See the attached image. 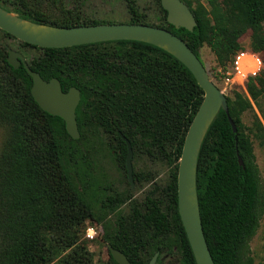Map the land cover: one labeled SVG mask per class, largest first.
Returning a JSON list of instances; mask_svg holds the SVG:
<instances>
[{
  "label": "trees",
  "instance_id": "1",
  "mask_svg": "<svg viewBox=\"0 0 264 264\" xmlns=\"http://www.w3.org/2000/svg\"><path fill=\"white\" fill-rule=\"evenodd\" d=\"M2 1L4 10L38 24H102L49 23L28 16L21 9L23 0ZM180 1L196 23L190 32L166 22L159 0H155L159 14L155 25L133 13V1L127 23L164 29L197 58L205 45L222 69L248 31V48L264 63V0H202L204 4L194 5ZM18 44L35 51L26 64L42 80L55 78L62 92L70 87L78 90L74 115L79 137L71 139L60 118L37 106L29 93L30 77L21 65L13 69L7 64L5 46L0 45V264H92L91 254L78 243L84 222L99 225L100 240L106 248L119 251L128 264H147L154 253H158L154 263L158 264L159 255L172 247L179 253L180 264H195L176 208L181 147L203 96L190 72L166 52L141 42L60 49ZM206 72L217 87L216 73ZM258 90L262 91L256 95L264 97V68L248 80L244 92L231 91L225 97L235 134L219 111L198 151V212L213 264H253L248 244L264 212V193L252 138L264 149V109L243 93L254 95ZM252 104L263 125L253 114L252 128H248L241 116L252 111ZM119 134L129 143L131 162L155 163L168 170L165 186L153 189L140 202H129L126 212L118 209L130 200L129 184L125 181L122 194L109 189L93 174L90 155L102 149L125 172L126 146ZM132 180L142 184L151 178L132 167ZM110 215H114L112 221ZM104 264H116L108 248Z\"/></svg>",
  "mask_w": 264,
  "mask_h": 264
},
{
  "label": "water",
  "instance_id": "2",
  "mask_svg": "<svg viewBox=\"0 0 264 264\" xmlns=\"http://www.w3.org/2000/svg\"><path fill=\"white\" fill-rule=\"evenodd\" d=\"M165 11V20L174 28L192 31L196 23L188 7L180 0H159ZM0 31L14 40L38 48H68L79 45L112 41H134L154 46L180 62L192 75L201 89L202 100L186 130L176 172V208L178 218L185 234L195 264H213L202 233L195 186L196 160L202 139L219 111L229 123L231 132L236 128L228 117L226 98L209 79L205 68L183 41L170 32L145 24L112 23L55 27L38 24L16 16L0 7ZM6 62L13 69L22 66L31 79L29 93L37 106L48 115L58 117L64 124L66 134L73 140L79 137L74 111L79 101V92L70 87L62 92L58 80L44 81L30 70L24 57L5 47ZM126 146L124 170L126 181L133 187L131 149L128 141L119 134ZM238 165L241 159L236 155ZM116 264H128L126 258L117 250L107 247ZM158 253H154L147 264H154Z\"/></svg>",
  "mask_w": 264,
  "mask_h": 264
},
{
  "label": "rangeland",
  "instance_id": "3",
  "mask_svg": "<svg viewBox=\"0 0 264 264\" xmlns=\"http://www.w3.org/2000/svg\"><path fill=\"white\" fill-rule=\"evenodd\" d=\"M33 2V0H30ZM133 1L132 4L133 9L136 10L137 15H143L145 22L150 25H155L158 21L157 17L159 14L157 13V6L155 0H130ZM192 5L199 2L204 4L202 0H190ZM38 4V9L42 11L46 15V19L54 20L53 16H56V12L58 10H70L71 12H75L78 20L84 23L96 22V23H127L130 20L131 16L128 12V1L126 0H66L65 5H61L60 7L56 3V0H36ZM1 4H4L2 2ZM9 7V6H7ZM10 8V7H9ZM11 13V12H10ZM248 35L247 31L243 34L239 39L240 47L248 48ZM0 45H4L5 47L10 48L21 54L25 61L29 56L35 54V51L20 48L18 41L13 39L3 38L0 34ZM198 59L202 66L208 72H215L217 70H221L222 67L218 66L212 53L209 49L202 45V47L198 50ZM222 94L226 96H230L231 91H223L221 85L217 86ZM262 90H258L254 92V95H250L248 93H243L249 101L252 103L254 99L260 104L261 108L264 109V97L262 95H256L258 92ZM255 114L257 118L262 123L261 117L258 113L257 107L252 104V111H246L241 116V122L248 128H252V116ZM263 125V123H262ZM264 127V125H263ZM3 138V131L0 128V144ZM252 153L254 155V163L256 165L258 171V178L260 187L264 193V149L261 148L257 141L252 138ZM94 161V170L93 174L98 178V180L107 185L109 189H112L118 193L126 192V183H125V173L116 166L113 158H111L105 151L102 149L97 151L96 153L90 154ZM133 169L137 168L138 170H142L144 173H147L151 178V181L148 183L142 184H134L133 187L128 192L130 195V200L124 204H122L118 211L126 212L128 210V204L131 201L140 202L144 198V196L150 193L153 189H160L165 186L167 182L168 170L164 167H161L155 163L148 162H131ZM114 215H110L108 218L110 221L113 220ZM84 229L80 232L81 237L79 240V245H84L86 250L91 254L92 264H104L107 261V248L106 244L100 240L99 237V225L94 223L84 222ZM91 228L93 230V238L87 239L85 237L86 230ZM249 250L250 255L253 260V264H262L264 258L263 246H264V212L262 213L259 222L258 228L254 234V236L249 241ZM158 264H180L179 253L176 251L175 247H172L170 250H166L164 254L159 255V263Z\"/></svg>",
  "mask_w": 264,
  "mask_h": 264
},
{
  "label": "built area",
  "instance_id": "4",
  "mask_svg": "<svg viewBox=\"0 0 264 264\" xmlns=\"http://www.w3.org/2000/svg\"><path fill=\"white\" fill-rule=\"evenodd\" d=\"M263 68L264 63L258 54L250 51L249 48L240 47L231 54L227 66L217 70L216 76L223 91L244 92L248 80L259 76ZM85 237L87 239L93 238L91 228L86 230Z\"/></svg>",
  "mask_w": 264,
  "mask_h": 264
},
{
  "label": "flooded vegetation",
  "instance_id": "5",
  "mask_svg": "<svg viewBox=\"0 0 264 264\" xmlns=\"http://www.w3.org/2000/svg\"><path fill=\"white\" fill-rule=\"evenodd\" d=\"M36 0H33V2H31L30 0H23V6H21V9L28 15V16H31L33 19H36V20H45L49 23H58V22H61V21H69V22H79V23H84V22H80L75 14V12H71L70 10H66V9H60L56 12V16H53L54 20H48L46 19V15L40 11L38 9V4L37 2H35ZM55 1V0H53ZM75 0H72V2H74ZM128 1V3L130 2L129 0H126ZM3 1L0 0V4L2 3ZM65 2L66 0H56V3L58 4V6L60 7L61 5H65ZM130 4V3H129ZM134 5V3H133ZM128 6V12L131 16V11L129 10V5L127 4ZM64 7V6H63ZM134 14H137L136 13V10L134 9ZM129 21V20H128ZM113 22H108V23H103V24H112ZM125 171V170H124ZM125 173V172H124ZM126 179V177H125ZM133 182V180H132ZM131 189V187H130Z\"/></svg>",
  "mask_w": 264,
  "mask_h": 264
}]
</instances>
